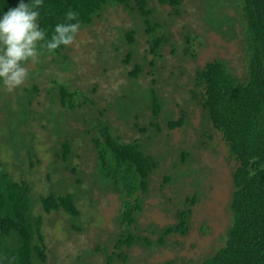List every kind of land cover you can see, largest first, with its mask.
<instances>
[{"label":"trees","instance_id":"16d2710c","mask_svg":"<svg viewBox=\"0 0 264 264\" xmlns=\"http://www.w3.org/2000/svg\"><path fill=\"white\" fill-rule=\"evenodd\" d=\"M16 2L0 0V12L15 6ZM183 2L41 0L38 24L46 30V35L54 24L64 22L67 12H75L79 28L74 39L79 32L89 31L97 21L104 20L103 15L108 11H121L131 26L128 29L115 28L117 36L112 37L107 49H95L96 59L100 60L99 66L104 65L102 73L108 72L106 66L112 58H119L123 67L131 60L133 64L126 71L127 89L115 92L111 98L108 96L104 107L100 103L108 90L98 92L96 83L82 85L84 76L80 74V86L75 84L77 76L63 77L62 74L73 75L76 70L68 54V45L51 53L40 49L37 61L26 64L27 76L22 84L11 90L0 86V148L10 142L15 154L14 159L7 160L0 149V264H49L53 251L48 248L43 233L45 221L51 223L48 216L56 214L68 223V231L82 233L84 227H92L91 219H83L76 203L88 197L86 195H89L87 203L93 202L94 189L100 192L99 196L116 195L120 205L114 219L117 231L111 232L110 240L97 243L93 253L87 250L88 257L103 254L107 264H112L114 257L124 262L128 256L114 250L120 251L125 247L126 251L137 247L143 251H154L163 247L168 237L187 234L191 206L197 202L201 191L199 186L203 179L200 171L203 169L193 166L195 160L189 150L171 147L170 132L185 124L186 113L177 105L179 117L173 119V111L168 108L166 98L161 97L154 87L157 83L154 70L157 61L163 59V47L169 46L175 53L172 38L159 34L164 26L154 17L155 7H168L173 15L180 17ZM237 4L228 8L217 7L215 15L218 22L210 23L209 31L226 42H237L241 54L237 58L239 63L233 65L224 59L205 62L194 70L188 82L190 89L181 99V104L190 102L201 111L199 129L201 138L205 140L199 141L198 148H211L212 145H207L206 141L218 136L226 149V160L232 167L227 201L229 222L220 237V245L200 264H264V0H238ZM187 34L181 36L183 43L180 49L183 58H194L189 45L196 37ZM137 35L145 37L142 44L147 47L140 58L135 57L136 47L141 44ZM37 47L39 49V42ZM147 53L151 57L149 61ZM147 63L153 71L148 75L151 77L150 85L144 88L138 79L145 76L143 66ZM29 65L33 67L28 68ZM170 78L174 80L172 75ZM163 81L168 83L166 78ZM178 87L174 81L173 88ZM134 95H138L135 100ZM15 96L19 99L17 103L5 100ZM34 101L41 102L43 108L40 113L35 112ZM48 108L49 111L59 109L61 112L56 118H50L44 112ZM80 110L84 112L82 118L85 115L86 121L81 119L83 124L79 125L75 124L74 112ZM67 116L72 118L67 135L62 138L56 133V137L62 139L46 137L50 143L46 148L51 159L44 166L39 154L40 139L35 138L31 129L39 124L46 133L45 129L59 125L58 121H65ZM141 118L145 121L142 122ZM147 130L151 131L150 136H147L150 133ZM44 145L46 143L42 142L41 146ZM85 147L93 155L88 188L79 168ZM152 148L158 151L151 153ZM166 157L170 159L168 166H165ZM163 158L162 164L169 172L163 175V185L168 184L171 189L178 186L173 192L176 194L174 204L183 208L174 212L173 224L149 226L152 229L150 235H139V229L134 225L142 210L141 195L147 192L150 175ZM40 170H46L45 174L34 179ZM66 171L69 178L64 176ZM179 179L190 181L183 187L179 185ZM186 185L195 190L181 199L177 194ZM151 235L155 236L154 239L149 237ZM108 243L114 249L111 253H107Z\"/></svg>","mask_w":264,"mask_h":264},{"label":"rangeland","instance_id":"374dc122","mask_svg":"<svg viewBox=\"0 0 264 264\" xmlns=\"http://www.w3.org/2000/svg\"><path fill=\"white\" fill-rule=\"evenodd\" d=\"M197 2L199 3L197 4ZM237 3L238 0H184L180 17L173 15L171 9L168 7H155L154 17L159 24L164 26L163 31H160L159 34H167L172 38V42L175 43V53L171 52L169 46L163 47L161 52L163 59L157 61V66L154 70L155 77L157 78V83L154 87L158 89L161 97L166 98L168 108L173 111L171 115L173 119L179 117V107L177 105L181 106L180 109L185 111L187 117V121L181 128H176L170 132L169 143L171 147H182L192 153V158L195 160L193 166L203 169L200 171V177L203 181H201L199 186L201 188L199 190L201 191H199L198 200L191 206L192 212L188 223L189 230L185 236L174 235L168 237L165 240V245L160 248L157 247L154 251H143V249L137 247H132L126 251L125 247H122L120 251H115L111 243H108L107 253H111L114 250L115 253L123 252L128 256V259L124 262L114 257L112 264H168L170 262L172 264H200L204 258L210 256L220 245V237L224 234L230 217L227 210V201L231 190V162L226 160V149L218 136L214 135L212 141H206V144L212 145L214 150H212V147L198 148L199 141H202L201 139L205 140V138H201V129H199L201 111L193 107L190 102L181 104V99L184 92L190 89L188 82L194 70L202 67L205 62L213 59H224L233 65L239 63V59L237 58L241 54L238 52L237 42H226L213 31H209L210 23L218 22V18L215 15L216 8L219 6L224 8H228V6L234 7L238 5ZM103 17L105 21H97L89 31L79 32L72 43L68 45L70 49L68 54L75 63L76 70L73 75L62 74L66 78L77 76L78 79L75 82L77 86L81 85L82 76L80 75H83L84 80L82 85L87 86L91 85V83H96L98 92L100 90H108L100 103L101 107L105 106L104 103L107 101L108 96L111 98V96L115 95V92H122L127 89V86H125L128 85L126 82V71H129L133 64L131 60L123 67L119 58L117 60L112 58L106 66L108 72L102 73L104 65H98L100 60L96 59L97 53L95 49L105 51L108 44L113 41L112 37L117 36V28L128 29L131 26L129 19L119 10L115 12L108 11ZM187 33L193 34L196 37L193 44L189 45L190 53L195 55L194 58H191V56L183 58L184 56L180 49L183 43L181 36L188 35ZM144 38L137 35V40L141 44L144 42ZM141 44L136 47L135 57L137 58H140L144 49H147L145 44ZM146 58L148 61L151 59L149 53H147ZM103 60L105 61V59ZM32 67V65H29L28 68ZM149 71L151 72L153 69L150 70V65L147 63L143 66L145 76L138 79V82L144 88L150 85L151 77L148 76ZM57 75L60 74L57 73ZM171 75L174 80H171ZM164 78L168 79V83L167 81H163ZM174 81L179 86L178 88H173ZM117 87L122 88L109 94L110 91L116 90ZM97 95L98 93L94 98ZM133 97L135 100L138 98V95H134ZM5 100L7 103H17L19 101L16 96L14 99L5 98ZM32 106L36 113L42 111L43 107L40 101H34ZM43 106H46L44 102ZM44 112L46 116L56 118L61 111L59 109H51L49 111L48 108ZM57 112L58 115L56 114ZM83 114L84 112L81 113V110L74 112V116L77 119L75 120V124L80 125V123L83 124L82 122L86 121L85 115L82 118ZM71 119L70 116H67L65 121L57 120L59 125H51V128L45 129L46 133L41 129L39 124L32 127L31 131L35 133V138L40 139L39 143H46L44 146H41V144L39 146V154L42 156L40 158H42L44 166L51 159V153L47 152L50 143L46 137L48 136L53 139L64 138L67 135L66 131L69 130L70 124H72ZM141 120L142 122L145 121L143 118ZM147 131L148 133L150 132L147 136H150L151 131ZM56 133H59L62 138L56 137ZM5 145L0 148L1 155L7 160L14 159V150L10 148L12 144L6 142ZM151 150L152 153L156 148H152ZM84 152L85 156L84 153L78 151V153H81L82 159L85 160V162L83 160L80 161L79 168L83 172L81 177L87 187V180L90 177L93 163L91 156L93 155L90 154L86 147L84 148ZM163 161L164 158L163 160L160 159L161 164L150 175L147 192L141 195L142 210L137 217L136 225H134L139 229V235H150L149 231L152 229H149V226L163 227L173 224L175 222L174 212L177 208H183L174 204V195L176 194L173 192L177 190L178 186L171 189L168 184L163 185V175L169 173L165 170L162 164ZM165 161V166H168L169 157H166ZM45 172L46 170H40L38 175L35 174L37 176L34 175V179L42 177ZM173 173L177 175L175 172ZM64 176L69 178V173L66 171ZM179 181V185L184 187L190 180L179 179ZM194 190L195 188L186 185L184 190L180 191L177 195L182 199L184 195L189 196ZM99 195L100 192L94 189V194L92 195L93 202L87 203L86 200L89 195H86L88 197L79 199L76 203L77 209L83 215V219L89 218L93 224L92 227H84L85 231L82 233L68 231V223H65V220L61 219L60 215L50 214L48 216L52 222L45 221L43 233L48 248L53 251V255L50 253V257L53 259L49 260V264H107L103 254L88 257L87 250L93 253L94 246L97 243L105 242L106 239L110 240L111 232L117 231L114 219L118 215L120 201L114 194ZM87 204L91 205L88 206ZM90 214H92L90 216L92 218L89 217ZM149 237L154 239L155 236L151 235Z\"/></svg>","mask_w":264,"mask_h":264},{"label":"clouds","instance_id":"9594fccd","mask_svg":"<svg viewBox=\"0 0 264 264\" xmlns=\"http://www.w3.org/2000/svg\"><path fill=\"white\" fill-rule=\"evenodd\" d=\"M41 0H17L15 6L0 12V86L11 90L27 76L26 64L35 63L40 49L51 53L72 43L79 28L75 12H67L50 33L38 24ZM39 42V49L37 44Z\"/></svg>","mask_w":264,"mask_h":264}]
</instances>
